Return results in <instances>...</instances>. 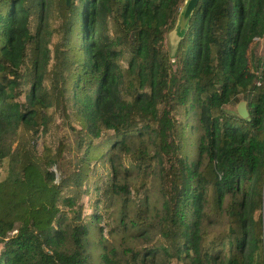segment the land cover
I'll use <instances>...</instances> for the list:
<instances>
[{"label": "trees", "instance_id": "1", "mask_svg": "<svg viewBox=\"0 0 264 264\" xmlns=\"http://www.w3.org/2000/svg\"><path fill=\"white\" fill-rule=\"evenodd\" d=\"M181 2L0 0V264H264V0Z\"/></svg>", "mask_w": 264, "mask_h": 264}, {"label": "water", "instance_id": "2", "mask_svg": "<svg viewBox=\"0 0 264 264\" xmlns=\"http://www.w3.org/2000/svg\"><path fill=\"white\" fill-rule=\"evenodd\" d=\"M65 1L67 2L68 0ZM196 2L197 0H182L172 25L166 30L164 34L165 43L171 62L174 61V52L176 50L177 43L180 40V38L183 36L188 26L187 23L191 15V12L196 5ZM235 112L241 118H246V119L249 118L245 99L241 98L236 101ZM262 202H263L262 207L264 210V181L262 187ZM262 231H263V240H264V220H263ZM263 246H264V242H263Z\"/></svg>", "mask_w": 264, "mask_h": 264}, {"label": "rangeland", "instance_id": "3", "mask_svg": "<svg viewBox=\"0 0 264 264\" xmlns=\"http://www.w3.org/2000/svg\"><path fill=\"white\" fill-rule=\"evenodd\" d=\"M250 52H251L250 55L262 56L261 58L263 60V56H264V36H262L261 38H259L257 40V42L254 44V46L250 49ZM254 58H256V57L254 56ZM223 111L224 112H234V105L226 104L224 106V108H223ZM58 131L65 134L66 143L68 145L70 143V140H71L69 134L67 132H65L64 130H61L60 126H59ZM194 134H195L194 131L190 134V139L191 140L194 137ZM37 143L40 146L41 141H40L39 137L37 139ZM66 153L67 154L65 155V157L66 158H70L71 157V153H72V150H71L70 147L68 149H66Z\"/></svg>", "mask_w": 264, "mask_h": 264}, {"label": "crops", "instance_id": "4", "mask_svg": "<svg viewBox=\"0 0 264 264\" xmlns=\"http://www.w3.org/2000/svg\"><path fill=\"white\" fill-rule=\"evenodd\" d=\"M256 58H258L259 60H260V62H262L261 60H262V56H256V55H254ZM263 60H264V56H263ZM234 111H235V105H234Z\"/></svg>", "mask_w": 264, "mask_h": 264}]
</instances>
